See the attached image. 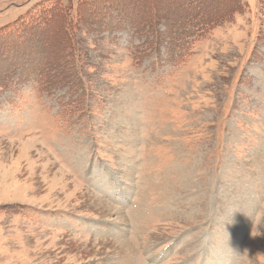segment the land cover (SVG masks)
Here are the masks:
<instances>
[{
  "label": "rangeland",
  "instance_id": "1",
  "mask_svg": "<svg viewBox=\"0 0 264 264\" xmlns=\"http://www.w3.org/2000/svg\"><path fill=\"white\" fill-rule=\"evenodd\" d=\"M189 1L0 0V264H264V0Z\"/></svg>",
  "mask_w": 264,
  "mask_h": 264
},
{
  "label": "trees",
  "instance_id": "2",
  "mask_svg": "<svg viewBox=\"0 0 264 264\" xmlns=\"http://www.w3.org/2000/svg\"><path fill=\"white\" fill-rule=\"evenodd\" d=\"M190 3H193L194 5H197V3H194V0L189 1ZM226 2L228 4H225V6L221 7V12L219 13L220 17L219 19H223V17H225L226 15V11L228 9V6L230 4V0H226ZM233 2H231L232 4ZM234 4V3H233ZM236 5V4H235ZM203 8H198L196 7V10H194L195 12H200V10H202ZM112 12H117V11H112ZM193 13L194 14V18L192 19V22L187 23L186 25H184L183 30L181 32H179V34H177L174 37L172 36H165L164 38L162 37L163 35H166L167 33H169L170 30H165L163 32H158L157 30L154 29V44H160L162 40H164V44L165 47L167 48L168 46H170V48H173V50L177 51V55H168L167 57H175L178 60H181L185 57H187V55L189 54V51L191 50L192 46L201 38H203L205 35H207L209 33L210 30H212V26H214V24L216 23V20L211 18L210 16H204L202 15L201 19H197V13ZM208 12V11H207ZM58 15V14H55ZM62 15V14H61ZM156 17V14H150V16H154ZM165 16V15H164ZM168 17V16H167ZM170 18L172 16H169ZM187 18V16L185 17ZM116 20H118L117 24L120 26H127V27H132V25H130L126 19V17L120 13L117 12V17ZM149 21H151L152 19H148ZM50 20H41L39 22H31V23H27L25 25L22 26H13V28H8V31L1 35L2 33H0V62L1 63H6L7 61L4 60L5 58H7L6 55H4V50L8 49V50H14L13 46L17 45V46H21L24 47L25 45H33V42L31 41V38H34V40H39V41H43L46 38V36L48 37V34L46 35V31L51 32V38L50 41H53V38H55V36H57L58 32L61 30H59V26L56 27V24L53 22H49ZM166 23L169 25L168 22H165V27L170 28V26L166 25ZM28 41V42H27ZM175 43L174 45H172V43ZM30 45V46H31ZM20 48V47H19ZM165 49V48H164ZM163 49V50H164ZM17 51V50H16ZM42 52V51H41ZM29 53H14L11 58L12 60V64L13 66H18L21 68H26L27 65L29 66V63L25 57L26 55ZM164 55V52H163ZM165 56V55H164ZM9 57V56H8ZM156 59H158V56L156 54ZM45 61V60H44ZM39 60L37 59V67L32 70L24 79L25 83H27L32 76L36 75L37 76V72L39 71ZM13 73H14V68H13ZM16 74V73H14ZM13 74V75H14ZM25 77V76H24ZM0 79H3L2 76H0ZM3 81V83H0V86L4 85V79L1 80ZM32 81H36V79H33ZM72 102V101H71ZM68 104V103H67Z\"/></svg>",
  "mask_w": 264,
  "mask_h": 264
},
{
  "label": "bare ground",
  "instance_id": "3",
  "mask_svg": "<svg viewBox=\"0 0 264 264\" xmlns=\"http://www.w3.org/2000/svg\"><path fill=\"white\" fill-rule=\"evenodd\" d=\"M95 202H98V205L97 206H100L99 207V209H101V210H103L104 209V211L103 212H107V213H109L110 212V210H108L107 209V207L104 205V204H102V203H100L99 201H94V206H95ZM102 212V211H101ZM115 242V241H114ZM116 243H118L119 244V242H116ZM114 244V243H113ZM114 247V246H113ZM116 248V247H115ZM120 249V248H119ZM116 250H118V248H116ZM115 250V251H116ZM122 250V249H121Z\"/></svg>",
  "mask_w": 264,
  "mask_h": 264
}]
</instances>
